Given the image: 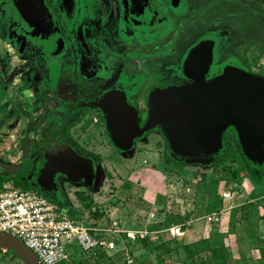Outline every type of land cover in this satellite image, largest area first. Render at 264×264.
Returning <instances> with one entry per match:
<instances>
[{
  "label": "rangeland",
  "instance_id": "obj_1",
  "mask_svg": "<svg viewBox=\"0 0 264 264\" xmlns=\"http://www.w3.org/2000/svg\"><path fill=\"white\" fill-rule=\"evenodd\" d=\"M214 1L216 5L220 3L218 0ZM237 8L243 10L241 6L236 7L235 10ZM218 10L219 13L215 15L218 18L215 28L209 26L210 21L206 19L198 20L197 24L195 20L189 25H184L183 40H177L174 46L177 54L172 53L169 56L171 60L164 56L162 62L168 63L173 60L178 63L180 51L184 56L188 47L197 41L195 38L201 33L219 30V18L223 9L221 7V10ZM198 11L201 13V8ZM6 13L12 19L16 18L12 8ZM243 14V12L239 13L238 21ZM246 14L252 21L254 20L255 13ZM261 15L264 34V14ZM3 17L6 19V14ZM58 17L61 19L62 15L59 14ZM65 26L66 24L62 22V29ZM262 38L263 40H219L212 73L225 62L237 63L238 58L231 54L234 51L248 58V62H245L248 70L264 74V36ZM166 41L167 46L170 40ZM149 45L154 57L161 58L165 53V45L155 46L154 43ZM138 50L141 51V48ZM159 51L162 54H159ZM153 58L151 57L149 64L152 63ZM157 62L158 60L153 61L154 64L159 63ZM70 63L68 59L66 69L77 71L76 62H73L75 66L69 67ZM105 64L114 65L109 61ZM125 66L131 74L147 69L145 65L141 68L143 66L141 63L137 66L128 62ZM170 79L171 77L168 76L167 80ZM76 81L83 83L85 87L83 79L75 78L72 83ZM125 82L132 83L128 77ZM140 96L143 97L144 94ZM39 104L41 105L38 108L42 106V103ZM141 104H143L142 100ZM141 110L145 112V108ZM69 117L71 122L66 119V137L79 151L94 157L96 177L90 181L70 182V179H59V194H46L54 200L60 199L56 202L66 214L83 220L88 225L109 227L116 221L122 229H141L135 230L138 232L151 230L149 238L145 241L139 236L129 241L127 235L121 234L116 249L109 251V255L105 257V263L98 261L99 258L96 256L87 257L74 243L71 246L72 262L75 264H264V253L261 250L264 248V241L259 239V234H264V230H261L264 228V220H262L264 201L258 202L260 195L264 194V164L256 165L242 154L232 127H228L223 132V149L218 153L221 161L216 164L215 155L207 159L175 158L168 151L167 139L160 127L148 130L143 137L134 141L132 149L122 151L111 141L107 125L96 110L81 109L80 114L75 110ZM34 127H38L36 131H38L37 136L40 137L39 130L42 127L40 125ZM30 133L32 134L31 131ZM12 138L7 137L5 141L0 142V179L4 171L9 173V177L14 181L16 179L18 182H33L34 163L39 155L36 152L33 156L25 154L29 149V142ZM3 167H7L8 171ZM13 170L16 171L12 172ZM231 170L237 171L239 179L235 181L239 182L240 187L230 200L223 199L220 208L222 209L220 216L226 214L230 218L225 233L227 238L223 239L222 235L212 238L209 235L214 231V227L219 225L220 230L224 229L223 226L221 227V217L211 222L205 215L210 211V202L212 200L218 202L222 191L228 188L230 180L233 179ZM248 200L253 206L248 207L247 212L236 205ZM245 213L247 216L244 217ZM240 218L245 220L240 223ZM176 219L183 223L184 233L171 236L168 228ZM234 228L237 232L228 236ZM187 243L188 245L185 246ZM3 262L23 264L14 252L6 249Z\"/></svg>",
  "mask_w": 264,
  "mask_h": 264
},
{
  "label": "flooded vegetation",
  "instance_id": "obj_2",
  "mask_svg": "<svg viewBox=\"0 0 264 264\" xmlns=\"http://www.w3.org/2000/svg\"><path fill=\"white\" fill-rule=\"evenodd\" d=\"M42 1L52 19L49 35H34L15 10L16 18L12 19L6 13L12 1L0 0V142L7 137L12 138L13 134L14 140L28 141L29 149L23 152L31 156L35 152L39 155L34 167L38 160L60 143L68 142L79 151L66 137V119L69 120V115L75 110L80 114L81 109H88L80 105L82 102L95 100L98 94L106 90L120 89L126 93V101L136 105L143 119L150 90L157 86L187 82L181 73L186 52L183 56L180 51L178 63L173 60L162 62L164 56L170 59L172 53L177 54L174 46L177 40H183L184 25L195 20L197 24L198 20L206 19L210 21L209 26L214 27L218 20L215 15L222 7L219 30L203 32L195 40L203 37L213 40H263L264 36L261 24L264 0H218V5L214 4V0ZM240 6L243 10H235ZM200 8L202 14L198 11ZM240 12L244 14L238 21ZM246 13H255L254 20ZM59 14L62 15L61 19ZM62 22L66 24L63 29ZM166 40H170L167 46ZM150 43L165 45L161 58L154 57ZM219 44L218 41L214 49L209 77L218 74L224 64L212 73ZM159 54L162 53L159 51ZM231 54L238 58V62L230 63L248 70L245 63L248 58L234 51ZM151 57H154L152 63L157 60L159 63L149 64ZM68 59L71 61L69 67L75 66L73 62H76L77 71L66 69ZM108 61L114 65L105 64ZM128 62L137 66L141 63V68L145 65L147 69L131 74L125 66ZM248 71L264 76L257 71ZM140 73L141 76L138 75ZM168 76L171 77L170 81L167 80ZM126 77L133 84H127ZM75 78L83 79L85 87L78 81L72 83ZM39 103L42 106L38 108ZM144 108L143 113L141 109ZM94 110L104 119L100 110ZM36 125L42 127L40 137L37 136ZM3 168L8 171L7 167ZM9 175L3 171L1 177L11 179ZM64 178L66 176L57 175L58 191L60 180ZM32 184L37 190L47 193Z\"/></svg>",
  "mask_w": 264,
  "mask_h": 264
},
{
  "label": "water",
  "instance_id": "obj_3",
  "mask_svg": "<svg viewBox=\"0 0 264 264\" xmlns=\"http://www.w3.org/2000/svg\"><path fill=\"white\" fill-rule=\"evenodd\" d=\"M11 1L12 10L34 35H49L52 19L42 0ZM218 41L203 37L188 48L181 68L188 81L150 90L143 119L120 89L106 90L80 105L104 114L110 139L122 151L132 149L135 139L148 130L160 127L174 157L209 158L223 149V132L232 127L242 154L263 165L264 76L225 62L218 74L209 77ZM60 174L90 181L96 177V161L70 143H60L37 161L33 183L57 194ZM0 246L14 252L23 264H41L36 254L10 233L0 231Z\"/></svg>",
  "mask_w": 264,
  "mask_h": 264
},
{
  "label": "built area",
  "instance_id": "obj_4",
  "mask_svg": "<svg viewBox=\"0 0 264 264\" xmlns=\"http://www.w3.org/2000/svg\"><path fill=\"white\" fill-rule=\"evenodd\" d=\"M239 187V182L230 181L228 188L222 191V199L230 200ZM221 210L208 212L206 219L219 220ZM168 229L171 236L184 233L183 223H173ZM0 231L21 240L41 264H70L74 243L88 257L115 250L121 234L131 240L147 234V231L122 229L116 221L109 227L88 225L66 214L46 193L18 185L12 179L0 184ZM4 251L5 248L0 246V264H5Z\"/></svg>",
  "mask_w": 264,
  "mask_h": 264
},
{
  "label": "crops",
  "instance_id": "obj_5",
  "mask_svg": "<svg viewBox=\"0 0 264 264\" xmlns=\"http://www.w3.org/2000/svg\"><path fill=\"white\" fill-rule=\"evenodd\" d=\"M129 151V150H128ZM176 158V157H175ZM210 158V157H209ZM177 159H180V158H177ZM203 159V158H202ZM204 159H207V158H204ZM66 179H68L69 180V178H67L66 177ZM67 181V180H66ZM70 182L71 181H74V180H72V179H70L69 180ZM259 197V196H258ZM257 197V198H258ZM259 199V201L258 202H263L264 201V194L263 195H260V197L258 198ZM263 200V201H262ZM250 200H248V201H241L239 204H244V203H248ZM239 204H236V205H239ZM251 205L253 206V204H250L248 207H251ZM221 217V216H220ZM219 217V218H220ZM229 217L228 216H226V214H224L221 218H220V222H221V227L223 226V230H220V226L219 225H217V227L215 228H213L214 229V231L213 232H211L210 233V235L209 236H211L212 238H214V237H216V236H224L223 237V239L225 238H227V236H225V233H226V230H227V228H228V221H229ZM233 219V218H232ZM243 220H245L244 218H240V223H242V221ZM262 220H264V219H262ZM262 220H260V221H262ZM226 222V223H225ZM225 223V224H224ZM233 223H231V225H232ZM126 230H141V229H133V228H131V229H128V228H125ZM232 229V228H231ZM261 230H264V228H262ZM149 232H151V230H149L147 233L148 234H146L144 237H142L141 239H143V241H145V240H147L148 238H149ZM237 231L235 230V228L232 230V233H228V236H231V235H234V233H236ZM239 234V233H238ZM260 236H262V235H264V234H259ZM127 240H129V239H127ZM129 241H131V239L129 240ZM133 241V240H132ZM229 243H231V242H229ZM185 245H188V243L187 244H185ZM107 255H109V252H100L98 255H95L97 258H99L98 259V261H103V263H105V257L107 256ZM95 257V258H96ZM94 258V259H95ZM94 262H96V260H94ZM70 264H75L74 262H72V261H70Z\"/></svg>",
  "mask_w": 264,
  "mask_h": 264
},
{
  "label": "trees",
  "instance_id": "obj_6",
  "mask_svg": "<svg viewBox=\"0 0 264 264\" xmlns=\"http://www.w3.org/2000/svg\"><path fill=\"white\" fill-rule=\"evenodd\" d=\"M239 148H240V146H239ZM218 156H219V154H216L215 155V163L217 164V163H219L221 160L218 158ZM219 165V164H218ZM221 165V164H220ZM231 176L233 177V179L232 180H230V181H235V180H238L239 178V176H238V174H237V171H235V170H231ZM238 178V179H237ZM8 178L7 177H1V179H0V182H2V181H4V180H7ZM15 183H17L18 185H22V186H24V187H26V188H34V185L31 183V182H26V181H20V182H18V181H16V179H15V181H14ZM222 204H223V199H222V196H221V198H219V200H218V202L216 201H214V200H212L211 202H210V205H209V212H211V211H219L220 210V208H221V206H222ZM250 204H252L251 202H248V203H244V204H239V207L240 208H242V209H244L245 210V212H247V208H248V206L250 205ZM249 211V210H248ZM245 216H247V213H245L244 214V217ZM172 223H181V221H179V220H174L173 222H171L170 224H172ZM259 239H261V241H264V239H262V236H260L259 235ZM259 245H262L261 243H259ZM185 246H187V245H185ZM264 246V245H263ZM189 247V246H188ZM188 247H186V248H188ZM261 250L263 251V253H264V248H261ZM15 255V254H14ZM21 262V261H20Z\"/></svg>",
  "mask_w": 264,
  "mask_h": 264
}]
</instances>
